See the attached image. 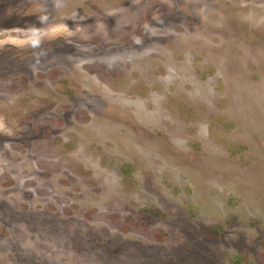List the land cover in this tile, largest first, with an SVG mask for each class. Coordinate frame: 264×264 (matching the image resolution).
Segmentation results:
<instances>
[{"label":"rangeland","instance_id":"obj_1","mask_svg":"<svg viewBox=\"0 0 264 264\" xmlns=\"http://www.w3.org/2000/svg\"><path fill=\"white\" fill-rule=\"evenodd\" d=\"M0 264H264V0H0Z\"/></svg>","mask_w":264,"mask_h":264}]
</instances>
